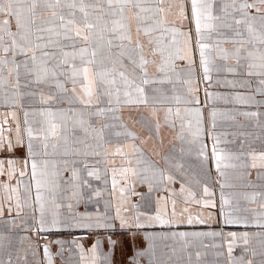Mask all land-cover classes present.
I'll return each mask as SVG.
<instances>
[{"label": "snow or ice", "instance_id": "6c2138e0", "mask_svg": "<svg viewBox=\"0 0 264 264\" xmlns=\"http://www.w3.org/2000/svg\"><path fill=\"white\" fill-rule=\"evenodd\" d=\"M0 264H264V0H0Z\"/></svg>", "mask_w": 264, "mask_h": 264}, {"label": "crops", "instance_id": "0c3cea01", "mask_svg": "<svg viewBox=\"0 0 264 264\" xmlns=\"http://www.w3.org/2000/svg\"><path fill=\"white\" fill-rule=\"evenodd\" d=\"M118 259H121V258H123V254H118V257H117Z\"/></svg>", "mask_w": 264, "mask_h": 264}]
</instances>
